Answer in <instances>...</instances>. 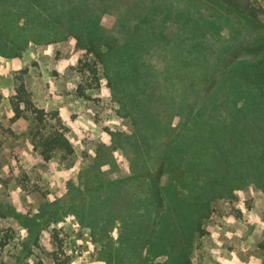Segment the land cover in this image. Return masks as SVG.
Instances as JSON below:
<instances>
[{
    "label": "trees",
    "instance_id": "trees-1",
    "mask_svg": "<svg viewBox=\"0 0 264 264\" xmlns=\"http://www.w3.org/2000/svg\"><path fill=\"white\" fill-rule=\"evenodd\" d=\"M30 1L36 11L24 20L27 28L3 36L0 52L12 44L52 43L75 34L78 45L94 58L85 65L93 74L101 65L135 125L133 134L113 133L116 145L129 153L132 173L88 193L94 216L111 223L108 217H113L121 186L142 185L141 193L131 191L123 212L116 214L121 222L117 244L103 243L100 257L106 264H123V257L127 264H138L145 249L140 264H190L192 235L211 197L249 183L264 190L263 5L212 0L217 9L208 17L198 0H153L151 5L142 0L144 11L134 2L132 16L119 17L121 41L97 16L88 15L91 0H78L75 13L59 5L58 12L46 15L39 2ZM168 20L175 22L173 36L164 32ZM245 30L259 32L243 40ZM227 53L233 58H226ZM221 61L227 66L207 89V78ZM10 102L15 118L31 119L30 141L43 159L73 153L57 112L36 106L24 83L17 85ZM175 115L180 116L178 131L172 124ZM155 206L160 207L156 218ZM158 255L166 258L155 261Z\"/></svg>",
    "mask_w": 264,
    "mask_h": 264
},
{
    "label": "rangeland",
    "instance_id": "rangeland-1",
    "mask_svg": "<svg viewBox=\"0 0 264 264\" xmlns=\"http://www.w3.org/2000/svg\"><path fill=\"white\" fill-rule=\"evenodd\" d=\"M35 1L45 14L58 12L59 5L75 13L78 0ZM91 1L88 15L97 16L116 37H120L119 17L132 16L134 2L143 11L147 7L142 0ZM198 1L205 6V15L212 17L217 9L212 0ZM252 1L264 7V0ZM30 2L0 0V40L8 33L24 32V20L36 11ZM260 17L264 22V12ZM43 29L47 32L46 24ZM250 31L243 32V40L259 32ZM164 32L173 36L175 22L168 20ZM223 35H228L227 29L222 30ZM226 58L233 55L227 53ZM93 60L78 45L75 34L52 43L12 44L0 52V264H52L56 259L67 264H106L100 249L103 243L117 244L121 224L117 215L123 212L131 191L141 193L139 182L121 186L113 217H108L111 223L98 213L95 217L89 206L93 198L88 193L95 185L132 173L129 153L116 145L113 133L133 134L135 126L124 101L109 87L101 65L98 63L97 74L85 65ZM226 66L227 61H221L215 67L207 78V89ZM20 82L36 106L57 112L73 146L72 154L58 152L45 160L33 148L28 134L31 119L15 118L10 102ZM197 102L194 100L193 108ZM48 120L54 123L51 115ZM179 121L180 116L175 115V131ZM166 179L162 175L160 183ZM219 193L223 194L207 202L200 226L192 235L190 264H264V190L249 183ZM159 212L160 207L155 206V218ZM144 253L145 249L138 264ZM165 258L158 255L154 260ZM122 261L127 264L129 259L123 257Z\"/></svg>",
    "mask_w": 264,
    "mask_h": 264
}]
</instances>
